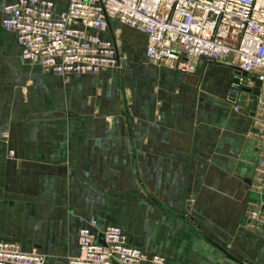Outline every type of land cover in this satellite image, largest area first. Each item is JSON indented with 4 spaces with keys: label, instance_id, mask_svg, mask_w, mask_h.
<instances>
[{
    "label": "crops",
    "instance_id": "crops-1",
    "mask_svg": "<svg viewBox=\"0 0 264 264\" xmlns=\"http://www.w3.org/2000/svg\"><path fill=\"white\" fill-rule=\"evenodd\" d=\"M110 30L126 67L65 79L22 61L0 25V240L67 264L94 220L165 264H264V224L244 220L264 201L261 153L224 100L233 72L178 74L146 59L142 34Z\"/></svg>",
    "mask_w": 264,
    "mask_h": 264
},
{
    "label": "built area",
    "instance_id": "built-area-1",
    "mask_svg": "<svg viewBox=\"0 0 264 264\" xmlns=\"http://www.w3.org/2000/svg\"><path fill=\"white\" fill-rule=\"evenodd\" d=\"M0 12V25L13 35L19 58L45 73L68 79L116 69L118 30L111 32L110 22H117L145 37L144 55L154 65L178 74H193L203 64L223 65L233 72L232 84L247 80L251 90L253 78L259 96L264 94V0H68L60 13L47 0H16ZM248 114L255 124L250 135L261 153L255 180L264 194V104ZM244 220L264 224V201L244 212ZM95 226L90 220L78 230L79 253L67 264H165L130 247L119 228L95 232ZM45 262L36 251L24 252L16 242L0 240V264Z\"/></svg>",
    "mask_w": 264,
    "mask_h": 264
},
{
    "label": "rangeland",
    "instance_id": "rangeland-1",
    "mask_svg": "<svg viewBox=\"0 0 264 264\" xmlns=\"http://www.w3.org/2000/svg\"><path fill=\"white\" fill-rule=\"evenodd\" d=\"M132 30V29H131ZM118 40V51L119 54H124L127 52L126 44L120 39V37H117ZM123 57V56H122ZM122 63V61H120ZM5 61L3 62L4 65ZM121 63L119 66L116 68L117 70L125 68L126 66H122ZM126 61L123 63L125 64ZM249 84L248 81L246 80L244 84H239V85H234L232 82L229 84L226 95H225V102L231 104L232 109L235 113L241 116H249L248 110L250 103L253 101L255 102V109L259 105V102H262L264 104V94L254 98L251 96L250 93H247L245 90H248ZM237 110V111H236Z\"/></svg>",
    "mask_w": 264,
    "mask_h": 264
},
{
    "label": "water",
    "instance_id": "water-1",
    "mask_svg": "<svg viewBox=\"0 0 264 264\" xmlns=\"http://www.w3.org/2000/svg\"><path fill=\"white\" fill-rule=\"evenodd\" d=\"M240 77L242 78V79H247V75H246V73H240ZM250 82L253 84V88L251 89V90H245L247 93H250L251 94V96L252 97H254V98H257V97H259V94H260V92H259V82L258 81H256V80H254L253 78L252 79H250ZM233 84L234 85H238V80L237 79H235L234 81H233ZM255 102L253 101L252 103H250V116L251 115H253V113H254V111H255ZM226 256H227V258H229V259H231V260H233L229 255H227V254H225Z\"/></svg>",
    "mask_w": 264,
    "mask_h": 264
},
{
    "label": "flooded vegetation",
    "instance_id": "flooded-vegetation-1",
    "mask_svg": "<svg viewBox=\"0 0 264 264\" xmlns=\"http://www.w3.org/2000/svg\"><path fill=\"white\" fill-rule=\"evenodd\" d=\"M249 90V89H248Z\"/></svg>",
    "mask_w": 264,
    "mask_h": 264
}]
</instances>
